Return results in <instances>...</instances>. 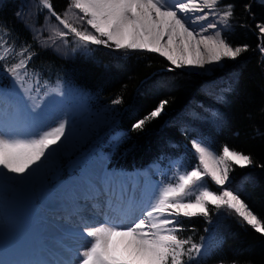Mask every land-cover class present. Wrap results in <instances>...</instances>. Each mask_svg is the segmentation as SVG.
<instances>
[{
    "label": "snow or ice",
    "instance_id": "snow-or-ice-1",
    "mask_svg": "<svg viewBox=\"0 0 264 264\" xmlns=\"http://www.w3.org/2000/svg\"><path fill=\"white\" fill-rule=\"evenodd\" d=\"M38 3L67 30L51 25L49 40L53 44L56 39L67 43L71 35L75 45L72 51L89 52L94 50L92 46H103L114 51L157 53L175 68L191 65L204 69L206 65H219L226 59L236 60L248 50V45L233 47L217 22L203 23L212 15L217 16L224 27L229 26L234 16V5H221V0H202V3L201 0H68L63 16L56 12L51 0H38ZM221 6L224 9L222 14L217 11ZM248 7L245 5L246 9ZM72 17L80 22V27L70 22ZM198 24L199 28L196 27ZM257 28L261 33L260 51L264 53V24H258ZM210 29L214 30L213 33L204 35ZM9 37L7 28L0 25V69L11 78V94H16L18 90L32 102L29 108L16 105L11 115L18 125L25 121L37 122L43 115L38 111L40 103L37 97L43 100L49 92L45 91L40 96V87L33 85V81L35 85H39L40 81L36 73L29 71L34 55L31 46H17ZM189 55L191 59L187 58ZM42 87L47 88L48 85L45 83ZM51 92L56 96H65L60 81L51 88ZM9 95L8 91H0V99L8 100ZM63 102L56 99L49 101L50 104ZM111 103L119 105L122 98L116 97ZM166 104V100L161 101L148 115L137 120L132 125V131L142 130L146 122L158 118ZM66 126L67 120H62L57 126L27 139L6 130V126H0V176L19 178V183L31 180L39 171L42 158L57 150L51 146L66 136ZM192 148L198 164L191 170L177 173L174 182L160 185L155 190H140L139 196L136 186L115 185L103 178L98 195L106 197L109 212L104 213L103 221L95 224L81 219L82 231L77 235L84 242L82 248L75 253L74 261H56L55 264H204L205 258L212 255V250L203 243L204 237L200 238L201 243H197L191 236L180 235L186 231L181 218H209V205L214 206L217 212L227 208L255 232L264 235V221L237 193L227 188L212 191L205 180L208 178L215 185L223 186L229 180L232 164L241 168L250 166L253 163L251 157L227 145L222 153L217 154L195 140ZM115 207L126 208L119 221L111 215ZM0 264L50 262L10 260L0 255ZM221 264L224 262L221 261ZM233 264L236 262L233 261Z\"/></svg>",
    "mask_w": 264,
    "mask_h": 264
},
{
    "label": "trees",
    "instance_id": "trees-1",
    "mask_svg": "<svg viewBox=\"0 0 264 264\" xmlns=\"http://www.w3.org/2000/svg\"><path fill=\"white\" fill-rule=\"evenodd\" d=\"M67 2L51 0L58 14L66 9ZM224 3L234 5L230 19L233 47L248 45V50L227 62L224 69L214 70L210 77L192 75L186 67L175 68L155 53L104 47L95 49L87 58L63 60L45 48L39 49L30 39L16 19L18 1L0 4V25L7 28L17 46H31L34 55L30 65L42 73L43 79L44 73L61 76L85 92L97 110L112 105L116 97L122 98L121 104L114 105L115 116L109 127L99 130L80 149L71 147L70 152L59 153L53 159L60 165L51 181L72 177L86 163V155L93 154L99 144L106 147L115 133L123 138L112 152L109 145L106 147L104 152L110 153L108 168L126 172L141 171L146 166L167 169L173 161L193 165L196 159L192 141L200 139L217 154L227 145L251 157L250 166L232 164L228 189L264 221V57L256 50L259 35L255 29L264 24V8L251 0ZM218 80L230 83L221 99L215 95ZM1 84L10 92L5 83ZM163 100L167 104L161 115L146 122L142 130L132 131V125ZM207 185L212 191L222 188L210 179ZM209 208V218H181L186 229L180 233L182 237L191 236L197 243H201V237L208 240L212 255L205 258L204 264H264V235L227 208H221L217 215L214 206Z\"/></svg>",
    "mask_w": 264,
    "mask_h": 264
},
{
    "label": "rangeland",
    "instance_id": "rangeland-1",
    "mask_svg": "<svg viewBox=\"0 0 264 264\" xmlns=\"http://www.w3.org/2000/svg\"><path fill=\"white\" fill-rule=\"evenodd\" d=\"M0 1L2 3L4 0ZM16 1H18V10H16L15 12L16 19L26 30L30 39H32L36 43L39 49L50 48L49 52L57 55L58 57L62 56V58L65 59L73 58V56H76L77 54H80L87 58V56L92 53L93 50L89 52H85L79 49L77 51H72L75 45L73 37L71 35L68 36L67 43L61 41L60 39H56L55 43L53 44L52 41L49 40V36L52 35L50 26L55 25L61 28V30H67L63 29L62 25H59V22L56 21L55 17L50 16V14L47 12V9H43L40 6L38 0ZM251 1L253 3L260 4L259 0ZM66 9H64L60 15L63 16ZM232 19L233 17L231 18V20ZM70 22L74 23L78 27L81 26L80 22L75 17H72L70 19ZM227 28L228 31L224 34V36L232 45L230 41L233 33L232 23H230ZM255 29L257 30V33L259 35L257 40L260 44L261 33L259 32L257 25ZM99 47L103 46H92L94 50ZM256 50H259V54L264 57V53H261L260 48L256 47ZM162 58L165 59L169 64H171V62L168 61L165 57ZM229 61L233 60L226 59L219 65L214 64L209 69H205V71L204 69L198 67L195 68L191 65H187L185 67L187 71L192 75L209 76L214 70L220 71L221 69H224L225 64ZM31 72L32 71H30V73ZM46 76L50 77L51 75L50 73H47ZM37 77L40 81V84L35 85V81H33V85L35 87H40V96H43L45 91L49 92V95L45 96L43 100H40L39 96L37 97V102L40 103V109H38V111L43 113L41 119L37 122L25 121L18 125L17 122L12 118L11 114L14 110V107L16 105H19V102L13 98H9L8 100L0 99V113L3 114L0 115V122H3V124L0 126H6V130L18 134L20 138L27 139L34 138L35 135L42 130H47L50 127L57 126L58 123L62 120H67L66 136L62 137L61 141H57L56 145L51 146L56 148L57 150L50 156L42 158L41 167L31 180L25 183H19V178L10 179L4 176H0V241L8 238L14 231H19L23 226H25L26 232L29 233V236L33 239L42 238L44 239L45 243H49V239L53 237L58 241L52 240L50 241V243H60V238L58 237L61 236L62 239H66L65 236L67 237L68 235L66 234V230L62 229V224L59 226L52 223L53 221H55L59 224L63 223V221H61L59 218H55L56 215H50L48 209L49 207L58 206L62 204L63 201H66L69 197H66V193L74 191L80 186L90 187L88 184L89 182L101 185V180L103 178H106L108 183H112L115 185L124 184L128 187L136 186L139 196L140 190H155V188L160 185L174 182L177 173L184 170H191L188 165H180L176 162H173L168 170L158 172L157 168L154 169V173H157L155 179L156 182H153L150 170H147L144 173H140L137 177L134 174H128L124 177L120 174H115L113 177H111L109 174H106L104 172L106 159H103L100 163H97L95 165V169L97 171L96 174L95 172H93V175L82 167L78 170V172L85 173L86 176H82L72 180L69 186L66 185L60 188H53L52 186L51 188L49 187V189H47L49 179L55 173L54 170H56L60 165V162H57L53 159L59 157V153H63L65 151L70 152L72 150L71 147H75L76 150L80 149L84 144L90 142L99 130L101 131L104 130V128H106L107 126L109 127L115 116V108L114 105H109L102 109L93 110L91 109V104H89L86 96L71 84L63 83L59 77H55L51 79V81H43L38 75ZM4 79H6L10 83L12 88L11 78L8 79L6 74H4ZM57 81H60L61 85L63 86V90L65 91L64 97L56 96L55 93L51 92V88L57 85ZM45 83L48 85L47 88L42 87V85H44ZM17 93L22 104H26L27 106L31 105L32 102L26 100L23 93H19L18 90ZM52 99L63 100L64 102L62 104H50L49 101ZM229 180L223 186H217L225 188L229 185ZM197 190L198 189H194V191ZM23 193H28L29 196H31L30 201L26 203L22 202V200L24 201ZM18 198L20 199V201L18 200ZM33 201H36V203L31 204L33 203ZM61 208H63V210L66 209L64 207ZM221 210L222 209H220V211ZM218 213L219 212L214 210V214L217 215ZM85 214L87 215V213ZM65 224L70 226L71 228L76 226L72 223ZM70 239L73 243L72 247L74 250H79L82 248L84 244L82 239L79 240L78 244L77 242L73 241L77 239V237L71 236ZM62 241L64 242V240ZM207 241V239L203 241L206 246Z\"/></svg>",
    "mask_w": 264,
    "mask_h": 264
},
{
    "label": "bare ground",
    "instance_id": "bare-ground-1",
    "mask_svg": "<svg viewBox=\"0 0 264 264\" xmlns=\"http://www.w3.org/2000/svg\"><path fill=\"white\" fill-rule=\"evenodd\" d=\"M260 3L264 6V0H259ZM202 3V0H201ZM225 4L224 0H221V5ZM223 8L218 7L217 11L222 14ZM207 12V9H205ZM203 13H193V15H202ZM208 22H217L218 28L222 29V34L224 35L228 28L224 27L222 22H219V18L217 16H209L208 21H204L203 23ZM230 25V21H229ZM199 24L196 25L197 28H199ZM227 29V30H226ZM214 30H209L207 33H204V35H210L213 33ZM188 59H191L192 57L189 55L187 57ZM214 65V64H213ZM212 65H206L204 68L209 69ZM195 67V66H194ZM197 68V67H195ZM90 187L88 186H80L79 188H76L74 191H70L66 193V197L68 199L66 201H63L62 204L51 207V211H54L55 209H60L58 212V218L64 222L72 223L76 225L75 227H70L66 225L65 223H57L53 221L55 225H61L62 229L66 230L67 237L66 239L60 238V243L58 244H52L50 241L57 240L51 237L49 239V243H45L44 239H33L29 236V233L21 230V233L16 234L12 238H10L7 242V247L1 248L0 247V255L4 256L7 259L10 260H36V261H48L50 264H55L56 261H74L75 260V253L77 250H74L72 245V241L70 239V236L74 235L78 238L73 240L74 242L79 243V240L81 239L77 233L79 231H82V229L78 226H80L81 219H86L89 221V223H97L101 222L105 219L104 213L109 212L106 197H102L98 195V188L100 185H95L93 182L88 183ZM82 185V184H81ZM65 195V194H64ZM63 200V199H62ZM90 201V202H89ZM117 205L119 202H115ZM50 206V205H49ZM47 206V207H49ZM61 207L66 208L63 210ZM62 209V210H61ZM126 211L125 207H115L114 210H112L111 215L113 219L120 220L123 218V213ZM96 212H100L99 215L96 216ZM87 213V215L85 214ZM92 213V214H89ZM95 213V215H93ZM57 238V237H56ZM64 240V242L62 241ZM58 241V240H57ZM54 241V242H57ZM66 242V244H65ZM74 252V253H71Z\"/></svg>",
    "mask_w": 264,
    "mask_h": 264
}]
</instances>
